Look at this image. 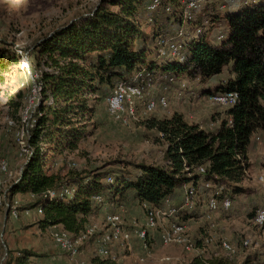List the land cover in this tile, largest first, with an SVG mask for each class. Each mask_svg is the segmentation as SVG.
<instances>
[{"label":"trees","instance_id":"1","mask_svg":"<svg viewBox=\"0 0 264 264\" xmlns=\"http://www.w3.org/2000/svg\"><path fill=\"white\" fill-rule=\"evenodd\" d=\"M174 2L161 0V4L151 11L147 8L148 0H101L89 14L64 24L34 43L37 64L42 63L48 69H42L36 80L41 88V97L30 113L27 126L28 136L24 146L29 152L23 153L26 160L20 175L8 186V206L5 202L0 205L8 209L6 220L13 217L11 206L17 201L18 216L27 209L37 212L41 208L40 227L58 225L61 226L59 230L76 237L92 225L89 217L95 211L104 209V213H115L106 212L110 205L115 207L137 202L143 216V204L157 206L167 198L180 207L185 192L177 201V189H186L191 184L197 186L196 195L191 199L195 206L192 209L181 208L177 213L178 220L184 222L198 216V208V214H204L209 190L200 189L201 182L224 185L220 198L227 195L232 199V192H241L239 183L249 165L246 152L250 138L257 131L264 132V0H228L220 7L237 2L242 5L222 16L215 3L207 1L195 19L188 23L196 35L180 41L181 57H161L157 53V38L174 36L181 24L178 11L182 10V6ZM166 6L171 7V12L165 10ZM145 20L147 25L152 26L151 35L141 27ZM205 20L207 23H204ZM221 20L228 26L227 38L219 43L209 42L205 31ZM204 27L206 29L202 31ZM153 50L156 57L148 60ZM17 61L16 49L0 38V70ZM229 62H232L229 78L213 90L206 91L209 95L224 92L238 94L236 103L225 108L226 118H222L216 128L205 129L190 123L178 112L169 117L146 119L148 129L155 130L166 143L163 153L165 165L127 162L132 166L133 173L118 169L69 176L67 180L44 169L43 143L56 140L62 146L76 147L83 131L74 125L92 111L87 103L89 94L106 100L119 81L134 84L149 80L152 84L162 83L165 89L179 87V83L186 78L205 81L221 72ZM29 64L33 72V64ZM47 100L50 102L45 103ZM201 167L203 172L199 170ZM107 177H111L112 181L108 182ZM63 188L73 189L72 194H60ZM48 189L56 192L51 199L45 195ZM199 190L204 192L205 200L200 201L201 205L197 208L194 199L200 197ZM18 193H29L31 201L18 205V199H14ZM97 194L101 195L100 203L94 199ZM256 208L248 213V217L253 216ZM155 231L159 239L158 229L148 231L146 244L155 236ZM98 235L99 232L90 237L95 246ZM133 237L141 249L145 248L143 240L134 235L130 240ZM198 242L200 247L201 242ZM202 253L199 250L191 263L264 264L258 249L248 253L240 262L234 260L236 254L225 253L207 259ZM34 255L33 251L23 248L17 256H13L7 248L9 258L5 264H28L30 256ZM92 264L117 263L110 256L102 257L96 253Z\"/></svg>","mask_w":264,"mask_h":264},{"label":"rangeland","instance_id":"2","mask_svg":"<svg viewBox=\"0 0 264 264\" xmlns=\"http://www.w3.org/2000/svg\"><path fill=\"white\" fill-rule=\"evenodd\" d=\"M101 0H0V38L6 40L10 47L16 49L18 61L10 64L4 70H0V162H8V169L12 174L20 171L26 160L18 142V133L25 126L23 118L28 117L29 103L36 106L40 99L37 93H33V85L39 78L40 71L48 69L37 64L35 58L34 43L41 37L76 20L80 16L90 13ZM187 0H175L174 4L184 3ZM228 0H211L214 2L219 14L234 10L240 2L229 4L224 8ZM259 1V0H258ZM226 5V4H225ZM228 7V8H227ZM110 8L114 9L112 6ZM182 9V8H181ZM181 11H178V14ZM142 21V29L152 34L153 29ZM172 25V24H171ZM172 29L173 26H170ZM204 27L203 30H205ZM183 42L195 36V30L189 28V24L182 25ZM205 38L212 43H219L228 36V26L221 20L211 29L205 31ZM222 35L219 39L218 36ZM37 43V42H36ZM156 57L153 50L148 57L151 60ZM33 64V72L30 64ZM232 62L223 67L221 72L211 76L205 81L197 79H183L185 87L180 91L178 86L163 88L162 83L154 82L151 95L154 97L164 95L168 99L166 108L157 107L154 111L146 112L143 102H138L134 117L123 115L124 121L114 119L107 110L105 98H98L95 94L87 96V103L92 111L86 113L79 122L74 125L82 129L83 135L78 140L75 148L62 146L58 141L43 143L44 169L48 173H57L62 179L69 176H85L96 172H112L118 169L129 170L133 168L127 162H144L148 164L165 165L163 156L166 143L162 136L155 130L148 129L145 124L150 117H169L172 113H181L190 123L201 125L205 129L216 128L222 118H226V106L213 103L209 99L208 89L215 86L230 76ZM178 91L181 96H178ZM50 100L45 101V103ZM213 122V126L210 123ZM24 123V125H23ZM248 169L244 179L239 183L241 192L233 193L231 208L227 211L219 209L211 212V218L207 220L205 214L200 216L201 202L205 196L199 190L200 196L194 199L197 210L196 217L184 221L185 234L189 238L192 248L186 250L181 245L163 246L155 236L149 239L146 248H140L135 237L129 242L116 243L111 246L117 264H192L191 260L199 254V242L206 246L203 257L225 254L217 245V236L226 235L235 245H239L241 238L247 237L251 244L248 247H237L235 261L240 262L248 253L258 251L264 253V228L253 229L248 223V213L258 205L264 204V132L257 131L252 134L246 152ZM259 175L263 180H259ZM1 189L7 192L8 186L16 178L8 177L0 173ZM231 189V188H230ZM232 191V190H231ZM185 187L177 189V201L181 199ZM201 192V193H200ZM202 195V197H201ZM29 193H18L14 199H18V205L23 206L31 201ZM201 199V200H200ZM195 206V205H194ZM99 209V208H98ZM7 207H0V264L8 261L7 248L13 256L25 248L36 253L30 256L28 264H66V253L61 251L53 242L52 233L58 231L61 226H47L42 228L38 220L43 215L35 210L28 213H20L17 218L5 219ZM104 209L95 211L89 217V223L101 228L104 218ZM103 211V212H102ZM119 214L123 225L127 229H133L129 225H140L143 221V211L136 203H126L122 206L108 207L106 212ZM211 224L213 226H211ZM212 241L206 244V240ZM95 243L90 238L79 245L78 258L84 264H92L96 257ZM259 254V255H260ZM208 259V258H207ZM10 264H13L11 262ZM231 264V263H228Z\"/></svg>","mask_w":264,"mask_h":264},{"label":"built area","instance_id":"3","mask_svg":"<svg viewBox=\"0 0 264 264\" xmlns=\"http://www.w3.org/2000/svg\"><path fill=\"white\" fill-rule=\"evenodd\" d=\"M210 0H187L185 1L184 7H182L181 12V24L180 27L175 32L174 36L166 37L159 36L156 40V47L158 56L161 57H181V42L180 37L184 36L182 30V25L184 22L189 23L194 20L197 13L199 12L201 6ZM235 1V0H231ZM161 4V0H148L147 8L149 10H155ZM165 10L171 12V7L166 6ZM204 23H207L205 20ZM179 38V39H178ZM219 39L222 38V35L218 36ZM152 83L148 80H140L137 83H127L125 81H119L113 88L110 95L106 98L107 110L110 116L114 119L124 121L123 115L129 117H134L136 112V107L138 102H143L144 109L146 112L154 111L157 107L166 108L168 106V99L164 95H158L154 97L151 95ZM185 87L183 81L179 83V91ZM40 85L34 83L33 93H37V98L40 94ZM178 91V96H181ZM238 94L236 92H224V93H215L209 95V99L213 103L222 106H232L236 103ZM29 103L30 108L26 109V112L30 109V113L34 106ZM30 120V114L28 117L23 118L25 126L18 133V142L21 146L23 153L28 154L29 149L24 146L25 138L28 136V122ZM230 122V120H229ZM210 126H213V122L210 123ZM200 172L204 171V168L201 167ZM21 169L18 173L12 174L8 169V163L5 160L0 162V173L7 175L8 177L17 178L20 175ZM259 180H263V176L259 175ZM107 181L111 182V177H107ZM200 189L209 190V195L206 200L205 205V218L209 220L211 218L210 213L218 211L219 207L223 210H229L231 208V199L224 195L219 197L223 190L225 189L224 185L214 184L211 181H203L200 183ZM197 186L188 185L185 189L184 200L180 207L175 205L171 199L167 198L164 200L163 204L157 206H148L143 204L144 208V219L140 225H136L133 229H127L124 227L121 217L117 213H106L102 221L101 228L97 225L87 226L86 229L81 232L76 237L72 236L71 233L65 230L53 231L52 239L54 244L64 253H66L67 263L66 264H84L78 258L79 245L82 244L86 239L95 236V233L99 232V235L96 237V248L95 251L98 255L102 257L110 256L112 260H115V255L112 253L111 246L116 243L129 242L132 235L137 236L139 239L143 240V246L146 248L147 244L145 243V238L148 234V231L158 229L159 240L163 246L167 245H181L184 246L186 250L192 248L189 238L185 234V224L178 220L177 213L181 208H193V202L191 201L192 197L196 195ZM73 189L63 188L60 191V194L71 195ZM56 192L54 190H46L45 195H48L49 199L55 196ZM94 199L96 202L100 203L102 198L101 195H95ZM6 202V192L1 189V179H0V205ZM17 201L11 206V215L16 218L18 216V211L16 209ZM10 208V206H9ZM42 209L38 208L37 212L41 213ZM29 210H25L24 213H28ZM248 223L253 227V229L261 230L264 228V204L258 205L254 211L252 217L247 218ZM211 226H213L211 224ZM212 239L209 238L206 240V244L211 242ZM251 244V241L247 238H241L239 240L240 247H248ZM217 245L226 254L235 255L237 253V245L234 244L231 239L226 235L217 236ZM206 245L203 244L200 246V250L204 249ZM214 256H218L219 253L213 251ZM261 260L264 263V253L261 255Z\"/></svg>","mask_w":264,"mask_h":264},{"label":"water","instance_id":"4","mask_svg":"<svg viewBox=\"0 0 264 264\" xmlns=\"http://www.w3.org/2000/svg\"><path fill=\"white\" fill-rule=\"evenodd\" d=\"M7 213H8V209L6 210V213H5V214L7 215ZM6 215H5V216H6Z\"/></svg>","mask_w":264,"mask_h":264}]
</instances>
